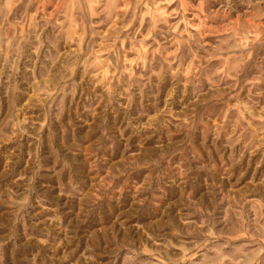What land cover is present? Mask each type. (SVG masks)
Returning a JSON list of instances; mask_svg holds the SVG:
<instances>
[{
  "label": "rangeland",
  "instance_id": "rangeland-1",
  "mask_svg": "<svg viewBox=\"0 0 264 264\" xmlns=\"http://www.w3.org/2000/svg\"><path fill=\"white\" fill-rule=\"evenodd\" d=\"M0 264H264V0H0Z\"/></svg>",
  "mask_w": 264,
  "mask_h": 264
}]
</instances>
